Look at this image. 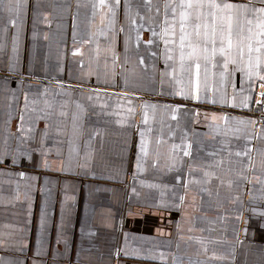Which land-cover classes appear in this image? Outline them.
<instances>
[{
	"label": "crops",
	"instance_id": "crops-1",
	"mask_svg": "<svg viewBox=\"0 0 264 264\" xmlns=\"http://www.w3.org/2000/svg\"><path fill=\"white\" fill-rule=\"evenodd\" d=\"M179 3L0 0V264H264V66L197 94Z\"/></svg>",
	"mask_w": 264,
	"mask_h": 264
},
{
	"label": "snow or ice",
	"instance_id": "snow-or-ice-1",
	"mask_svg": "<svg viewBox=\"0 0 264 264\" xmlns=\"http://www.w3.org/2000/svg\"><path fill=\"white\" fill-rule=\"evenodd\" d=\"M103 2L104 0H101V5ZM176 7L179 8L181 70H184L183 64L186 58L183 49L187 46L190 49L187 59L196 62L197 94L199 91V61L200 59L205 61L213 59L217 51L224 59L222 79L228 75L229 64H236L238 61L244 62L245 57H247L249 77L254 74V68L264 66V8L253 9L255 13L259 14V17L254 27H248L247 35H244L245 30L239 28L237 14L241 10L246 14L247 5L220 2V0H180ZM8 8L9 11L12 10L10 5ZM175 14L174 8L173 15L175 16ZM246 22L248 25L253 24L252 20ZM175 23L176 21L173 20V24ZM234 25L238 28L235 43L233 40ZM172 31L174 34L175 29L173 28ZM167 34L168 28H165V35ZM217 40L220 44L219 49L216 47ZM253 53L257 55L254 57ZM240 70L244 71L243 68ZM255 74L259 76V79L264 80V75H260L258 72ZM205 87H207L206 80Z\"/></svg>",
	"mask_w": 264,
	"mask_h": 264
},
{
	"label": "built area",
	"instance_id": "built-area-1",
	"mask_svg": "<svg viewBox=\"0 0 264 264\" xmlns=\"http://www.w3.org/2000/svg\"><path fill=\"white\" fill-rule=\"evenodd\" d=\"M252 114L257 126L264 127V86L260 87L256 94Z\"/></svg>",
	"mask_w": 264,
	"mask_h": 264
},
{
	"label": "rangeland",
	"instance_id": "rangeland-1",
	"mask_svg": "<svg viewBox=\"0 0 264 264\" xmlns=\"http://www.w3.org/2000/svg\"><path fill=\"white\" fill-rule=\"evenodd\" d=\"M90 86H92V84Z\"/></svg>",
	"mask_w": 264,
	"mask_h": 264
}]
</instances>
